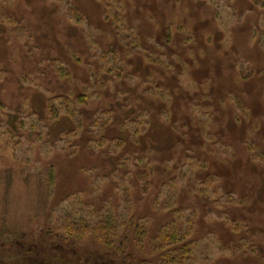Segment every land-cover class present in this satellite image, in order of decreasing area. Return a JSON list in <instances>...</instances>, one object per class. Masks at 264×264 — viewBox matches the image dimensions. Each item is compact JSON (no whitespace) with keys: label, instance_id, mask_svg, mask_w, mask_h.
Returning a JSON list of instances; mask_svg holds the SVG:
<instances>
[{"label":"rangeland","instance_id":"1","mask_svg":"<svg viewBox=\"0 0 264 264\" xmlns=\"http://www.w3.org/2000/svg\"><path fill=\"white\" fill-rule=\"evenodd\" d=\"M50 242L264 264V0H0V264Z\"/></svg>","mask_w":264,"mask_h":264},{"label":"trees","instance_id":"2","mask_svg":"<svg viewBox=\"0 0 264 264\" xmlns=\"http://www.w3.org/2000/svg\"><path fill=\"white\" fill-rule=\"evenodd\" d=\"M52 179L51 174H48L46 184L49 188L53 181ZM61 220L63 222L60 229L68 235H75L81 238L87 234H92L97 242L105 244L110 243L111 239L115 236L116 226L110 218L92 223L89 226L75 225L67 216ZM162 230L159 238L161 236L162 242H165L166 245L178 243L186 238L181 232L167 228ZM165 244L158 243V246L162 248L166 246ZM190 252L191 244L176 247L175 255H172V250H170L167 256L162 258L161 264H184L186 262L185 256L189 255ZM19 256L11 264H117L113 260L105 261L101 256L83 258L81 255H77L73 249L65 248L63 245L55 246L53 243L49 245L40 243L39 245H32L23 250L20 249Z\"/></svg>","mask_w":264,"mask_h":264}]
</instances>
